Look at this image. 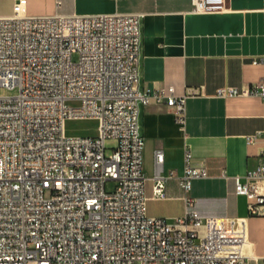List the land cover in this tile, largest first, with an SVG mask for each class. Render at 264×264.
Returning <instances> with one entry per match:
<instances>
[{
  "label": "built area",
  "instance_id": "2783aa9c",
  "mask_svg": "<svg viewBox=\"0 0 264 264\" xmlns=\"http://www.w3.org/2000/svg\"><path fill=\"white\" fill-rule=\"evenodd\" d=\"M229 1L192 0V12H225ZM26 7L16 0L13 14L0 16V88L19 90L0 96V264H248L245 220L203 219L195 209L192 181L209 174L189 148L178 178L184 215H148L140 107L165 104L183 128L188 96L138 90L143 15L34 17ZM239 95L263 98L264 80L217 91ZM95 118L97 135L68 133L66 121ZM164 160L157 151L154 200L166 198L174 177ZM236 194L264 217V162L236 178Z\"/></svg>",
  "mask_w": 264,
  "mask_h": 264
},
{
  "label": "crops",
  "instance_id": "0c3cea01",
  "mask_svg": "<svg viewBox=\"0 0 264 264\" xmlns=\"http://www.w3.org/2000/svg\"><path fill=\"white\" fill-rule=\"evenodd\" d=\"M16 0H0V16L13 14ZM192 0H27L29 16L132 14L141 20L142 46L138 90L173 88L187 95L182 128L165 104L141 106L145 140L143 168L152 199L156 152L165 156V203L185 213L183 175L187 148L209 176L192 181L195 209L206 219L245 220L248 264H264V217L251 216L245 196L236 194V178L264 162V97H218L221 88L245 90L264 80V0H230L228 10L195 14ZM256 136L249 144L247 138ZM243 181V179H241ZM156 217V216H154ZM179 217L173 218L174 221Z\"/></svg>",
  "mask_w": 264,
  "mask_h": 264
},
{
  "label": "rangeland",
  "instance_id": "374dc122",
  "mask_svg": "<svg viewBox=\"0 0 264 264\" xmlns=\"http://www.w3.org/2000/svg\"><path fill=\"white\" fill-rule=\"evenodd\" d=\"M19 94L18 88L13 90L2 89L0 88V96L15 97ZM68 133H73L75 135L83 136H95L97 135L98 124L92 120H81V121H68L66 124ZM108 148L114 145L113 142L108 141ZM110 150L107 151V154H110ZM116 184L114 181H108L106 184V192L113 193L115 192ZM147 195L150 194L147 192ZM147 210L149 216H156L166 218L168 220H173V218L181 217V212L178 207L171 204L165 203L163 201H158L150 199L147 202Z\"/></svg>",
  "mask_w": 264,
  "mask_h": 264
},
{
  "label": "bare ground",
  "instance_id": "6f19581e",
  "mask_svg": "<svg viewBox=\"0 0 264 264\" xmlns=\"http://www.w3.org/2000/svg\"><path fill=\"white\" fill-rule=\"evenodd\" d=\"M87 120H92V121L97 122V124H98V128H99V125H100V120H99V119L95 118V119H87ZM87 120H86V121H87ZM68 121H79V120H68ZM68 121H66L65 125L67 124ZM98 128H97V134L99 133Z\"/></svg>",
  "mask_w": 264,
  "mask_h": 264
}]
</instances>
